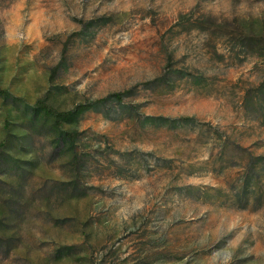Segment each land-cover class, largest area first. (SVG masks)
<instances>
[{"label": "rangeland", "instance_id": "rangeland-1", "mask_svg": "<svg viewBox=\"0 0 264 264\" xmlns=\"http://www.w3.org/2000/svg\"><path fill=\"white\" fill-rule=\"evenodd\" d=\"M263 82L264 0H0V264H264Z\"/></svg>", "mask_w": 264, "mask_h": 264}, {"label": "trees", "instance_id": "trees-1", "mask_svg": "<svg viewBox=\"0 0 264 264\" xmlns=\"http://www.w3.org/2000/svg\"><path fill=\"white\" fill-rule=\"evenodd\" d=\"M257 39L249 38L247 41H245V45L247 47H250L253 45V42H257ZM257 90V98L261 101H264V82L260 84V86L256 89ZM129 92L124 93H114L110 96H107L105 98L99 99L94 103L89 104H83V105H77L73 109L68 111H57L52 106L48 105L44 100H38L35 104V106L31 109L33 115L37 117L40 114H43L45 117L52 118V128L55 129L58 132V137L67 142H73V140L77 137L76 132H65L60 130V127L63 124H72L77 121V119L85 112L90 111L97 106H106L109 102H115L118 105L122 106V100L123 98L128 94ZM0 97H2L5 101H10L11 98L9 96V93L7 91L0 90ZM250 98V97H249ZM253 98H250L252 100ZM264 115V114H263ZM159 121H163V119ZM157 120V121H158ZM190 119L184 118L181 120L182 122H187ZM176 121H172V124L169 127H175ZM178 124V123H177ZM182 125V124H180ZM179 127V125H177ZM252 162L255 163L256 169L254 167L251 169L248 173V179L244 181L243 189H246L248 186H250V182L253 181L255 185H257L258 178L260 176L261 168L264 167V156H257L253 157ZM252 165V163L250 164ZM255 200L260 198V195L256 193Z\"/></svg>", "mask_w": 264, "mask_h": 264}]
</instances>
